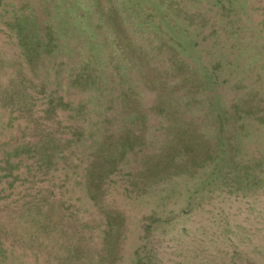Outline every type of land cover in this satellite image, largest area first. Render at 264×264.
I'll list each match as a JSON object with an SVG mask.
<instances>
[{
	"label": "rangeland",
	"instance_id": "obj_1",
	"mask_svg": "<svg viewBox=\"0 0 264 264\" xmlns=\"http://www.w3.org/2000/svg\"><path fill=\"white\" fill-rule=\"evenodd\" d=\"M47 1L0 0V159L34 141L31 122L41 121L48 97L69 106L56 107L42 129L65 137L72 125L85 130L47 172L27 168L33 150L9 158L11 174L0 169V264H264V0ZM43 4L58 11L65 35L48 62L28 64L32 44L24 52L11 24ZM78 61H90L102 89L70 85ZM116 61L126 82L118 81ZM138 72L148 86L135 80ZM201 82L202 91L224 95L227 109L234 97L258 93L240 100L239 112L228 110L219 129L215 117L193 123L183 114L184 95ZM102 91L116 96L107 100ZM204 102L192 111L202 112ZM24 103L31 113L10 111ZM126 103L148 107V130L139 127L116 166L92 167L91 196L83 168L100 135L119 125L113 108L131 109ZM37 197L43 211L55 200L71 213L62 231L41 213L20 212ZM103 211L115 217L104 243ZM72 225L79 238L69 235ZM73 242L75 250L64 246ZM66 252L81 253L67 260Z\"/></svg>",
	"mask_w": 264,
	"mask_h": 264
},
{
	"label": "trees",
	"instance_id": "obj_2",
	"mask_svg": "<svg viewBox=\"0 0 264 264\" xmlns=\"http://www.w3.org/2000/svg\"><path fill=\"white\" fill-rule=\"evenodd\" d=\"M47 1V0H46ZM131 1V0H129ZM197 1V0H196ZM48 2V1H47ZM146 5V3L143 4V6ZM223 6V5H222ZM55 12L57 13L58 11H53L51 12L49 9V6L46 4L42 5V9L38 11L36 15H32L30 12L29 13H23L21 12L20 14L16 15L13 19V23L11 24L12 26L16 27V38H17V44L22 45V49L25 52V45L31 43L33 47L32 52H28L26 54V60L29 63H44L46 59L47 62L50 60L51 55L55 52L56 47H59V41L61 37H64V31L66 30L65 27H62L60 25H56V19L57 17L55 16ZM63 16V15H62ZM35 21V22H34ZM31 23L35 24V28L32 27ZM90 29V28H89ZM80 33V32H79ZM79 55L77 54V57ZM110 60H113V58L109 57ZM90 63V61L88 62ZM88 63H84L83 61H78L76 62L75 66L77 65L78 67V72L74 75L73 79L69 81L70 85H75L78 86L80 89H85L87 87L91 86H96L100 89H102V86L99 85V78L94 74L93 70L88 69L87 67L89 66ZM172 64V63H170ZM114 69L117 70V77L119 82H126L125 80L128 78L127 74H121V71L119 70V65L118 62L114 63L113 65ZM71 76H73L71 74ZM126 76V77H125ZM72 78V77H70ZM258 77V82H259ZM20 79V85L23 80L21 76L19 75ZM16 79V80H19ZM136 81H142L144 86H148V75L145 77L144 73L138 72L137 73V79ZM250 83H255L254 79H250ZM98 84V85H97ZM200 88L196 89L193 91V89H190V93L187 95H184L185 99V106H183V114L186 116H192L190 117L195 123V118L193 117H198L199 116H204L207 117V119H212L214 120L215 117V122L218 124L219 129H223V126L226 124V122L223 120L228 116V110L229 114L232 113H237L241 109L240 107V100H247L245 99L246 96L253 95L258 93V91H253L250 90L246 93L240 94L238 97H234L231 101V104L229 106V109H227V101L224 97V95H221L219 93L215 94V97L208 94L207 92L202 91V82L199 83ZM23 88H24V83H23ZM113 89V87H111ZM102 97L107 98V100H113V98L116 96L109 91H102ZM195 93V94H192ZM201 94H203L205 97H201ZM221 98H224L225 101ZM200 100V102L203 103L204 100L209 101L208 103L204 102V106L202 104L201 111H192V105L196 100ZM231 100V99H230ZM127 106L129 107L131 104L126 103ZM130 104V105H129ZM28 104H19L18 106L14 108H10V111L17 110L19 111L20 114L24 113H31L32 112V107L27 106ZM60 106L61 108H66L69 106V101L62 102V98L59 99L58 102H55V99L53 97H48V103L47 106L42 109L43 115L40 116L42 119L41 121L38 120H32L31 122V131L32 134H34L35 139L33 142H25L23 145L16 144L14 145L11 149L5 151L2 155V158L0 159L2 163L4 164L3 167H0V169H3L5 174H11V159L9 161V158L12 156H16L20 154V152L23 151H30L33 150V158L31 162L29 163L27 168H31L34 172L36 170H44V172H47L49 168L55 165V163L58 161L60 158L59 154L61 155H66V152L63 151L66 149V147L71 144L75 139L73 138L74 135L80 136L81 133H84L85 126L84 125H79L75 124L70 127L68 130V133L70 134L68 137L58 135L55 136L53 135V132L50 130H44L41 128L40 125L44 124L43 120L44 119H50L51 114L55 116L54 112L56 107ZM133 106V107H132ZM141 104H139L137 107L135 105H131V109L127 110H122L119 105H116L113 108V112L111 113L112 118L116 122L119 123V125L114 129L113 131H110L111 133L109 135L101 134L102 141L99 143V147H97L95 150L96 152L94 153V156L92 159H88L85 165L86 173H84V178H85V185L87 186L88 193L92 195V191L90 185L92 186L93 181L97 180L96 179V173L97 169L94 171H91L92 167L99 163L101 161H109L111 165H115L116 163L125 155V152L131 148L134 147V144L136 143V139L138 138V135L136 134L137 130L141 126L144 130L141 131H147L148 129V107L145 106L144 108H139L137 109ZM79 108H83V105H79ZM68 108V107H67ZM250 108V107H248ZM134 111V112H133ZM252 111V110H248ZM78 111H76L77 113ZM186 112V113H185ZM164 113V111L162 112ZM57 114V113H56ZM39 117V118H40ZM223 118V119H221ZM114 122V124L116 123ZM54 123H57V121H54ZM60 126V123L58 124ZM36 130V131H35ZM58 130H55V132ZM59 132V131H58ZM62 133V131H60ZM111 136L112 138H108ZM107 138V139H106ZM112 140V141H110ZM115 141V142H114ZM110 142V143H108ZM106 143L109 146H113V148L109 146H105ZM147 144V143H145ZM144 144V145H145ZM186 147V146H185ZM111 148V150H109ZM148 161V157L144 160ZM98 165V166H101ZM114 166V167H115ZM31 169H28L31 170ZM33 176V174L31 175ZM239 179V173L236 175ZM99 178V177H98ZM35 197V196H34ZM44 199H41L37 197L35 201H28L27 205L20 211L23 212L22 214L25 215V211L31 214H34V218H38L39 214H43L45 219L49 221L50 219H53L54 224H64L61 222V219L68 218L69 214L67 213L66 210L63 208V203L62 202H55V200L50 201V205L45 208V211L41 209V206L38 204H43L42 202ZM95 204H98L96 202ZM42 211V212H41ZM39 213V214H38ZM56 213V214H54ZM105 214V220L108 224H110L109 229L105 231V237L103 238V243L107 241V236L112 233L113 231V226L111 225L113 222V219H115L114 216H111L110 213L107 211H103ZM54 215L57 216V219H54L52 216ZM50 218V219H49ZM45 225V224H44ZM52 225L49 224L47 227H50ZM69 227V226H67ZM63 228V227H61ZM59 231H62L60 227L58 228ZM77 228L75 225H72L71 231L69 229V235L74 236L79 238L80 236L77 235ZM61 235H64L61 233ZM59 235V237L61 236ZM56 236V235H55ZM71 237H68L67 240L71 241ZM74 239V238H73ZM58 240L57 236L55 237L54 241ZM37 243L38 244V239L34 236H32V243ZM25 244V243H24ZM66 248L67 246H73L75 247L73 250H75L78 245L76 242L64 245ZM72 250V251H73ZM71 251V250H69ZM81 252H66V255L64 256L65 259H79L78 256L80 255Z\"/></svg>",
	"mask_w": 264,
	"mask_h": 264
}]
</instances>
